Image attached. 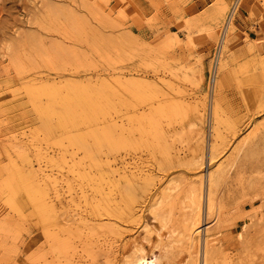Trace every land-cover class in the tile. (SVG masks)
I'll list each match as a JSON object with an SVG mask.
<instances>
[{"label":"rangeland","instance_id":"rangeland-1","mask_svg":"<svg viewBox=\"0 0 264 264\" xmlns=\"http://www.w3.org/2000/svg\"><path fill=\"white\" fill-rule=\"evenodd\" d=\"M233 2L0 0V264H264V0Z\"/></svg>","mask_w":264,"mask_h":264},{"label":"bare ground","instance_id":"bare-ground-1","mask_svg":"<svg viewBox=\"0 0 264 264\" xmlns=\"http://www.w3.org/2000/svg\"><path fill=\"white\" fill-rule=\"evenodd\" d=\"M59 124V123H58ZM17 181V180H16ZM22 181V180H21ZM208 183H209V190H210V187L212 186V184H213V181H212V175H210L209 176V178H208ZM11 184V183H10ZM16 184V183H15ZM14 184V185H15ZM11 185H13V183L11 184ZM33 191V190H32ZM34 192V191H33ZM33 192H31L30 191V196H32L33 197ZM27 193V192H26ZM31 193H32V195H31ZM35 193H39V194H41L40 193V191L39 190H36V192ZM37 194H35V196L37 195ZM205 194V193H204ZM207 195H209V194H207ZM191 196H192V194H191ZM195 196V195H194ZM202 193H200V195H199V198L200 199H202ZM208 197H210V196H208ZM208 200V199H207ZM210 201H212V199L211 200H209L208 201V203L210 202ZM213 202V201H212ZM211 202V203H212ZM199 203H200V201H199ZM40 204V203H39ZM39 204H38V206H39ZM41 205V204H40ZM199 207L200 206H198V208L195 210L196 212H194V216H193V218H191V220H189V221H187V222H189V226H188V230H189V234H188V241L190 242V245H191V247L192 246H194V244H198L199 243V239H200V235H199V228H200V216H198L199 215ZM188 224V223H187ZM208 231V230H207ZM152 235H154L157 239H162L163 237H166V234H163L162 233V230L160 229V228H158V227H154L153 229H151L150 231H149ZM167 238V237H166ZM206 243V242H205ZM195 247V246H194ZM136 249H137V253H139L140 255H141V257L139 258V260H138V262H139V264H152L151 262H149L148 261V259H147V256L145 255V253H144V250L141 248V246H137L136 247ZM191 250V249H190ZM198 254V251L196 252V255ZM203 255L204 256H202V260H203V262H202V264H207V262H208V248L206 247V249H205V251H204V253H203Z\"/></svg>","mask_w":264,"mask_h":264},{"label":"built area","instance_id":"built-area-1","mask_svg":"<svg viewBox=\"0 0 264 264\" xmlns=\"http://www.w3.org/2000/svg\"><path fill=\"white\" fill-rule=\"evenodd\" d=\"M240 9H241V0H234L232 6L230 8V12L228 14L229 15L228 16L229 21H231V20H233V22L235 21L236 16H237V13L240 11ZM227 25H228V23H227ZM226 31H227V26L225 27V29H223V32H222L221 37H224L225 36ZM218 49H219V46H218ZM218 53L220 54V49H219V52Z\"/></svg>","mask_w":264,"mask_h":264}]
</instances>
